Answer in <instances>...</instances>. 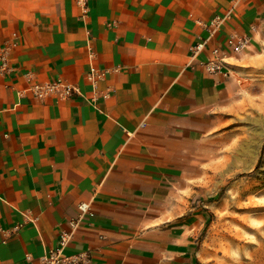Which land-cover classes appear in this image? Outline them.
<instances>
[{"label":"crops","instance_id":"1","mask_svg":"<svg viewBox=\"0 0 264 264\" xmlns=\"http://www.w3.org/2000/svg\"><path fill=\"white\" fill-rule=\"evenodd\" d=\"M224 23L204 51L207 25ZM251 37L221 71L202 63ZM264 33V0H0V264L67 254L92 264H204L200 157ZM92 68L105 72L95 84ZM67 97L39 99L56 81Z\"/></svg>","mask_w":264,"mask_h":264},{"label":"rangeland","instance_id":"2","mask_svg":"<svg viewBox=\"0 0 264 264\" xmlns=\"http://www.w3.org/2000/svg\"><path fill=\"white\" fill-rule=\"evenodd\" d=\"M251 54L238 64L231 107L216 115L214 157H200L204 264H264V33Z\"/></svg>","mask_w":264,"mask_h":264},{"label":"built area","instance_id":"3","mask_svg":"<svg viewBox=\"0 0 264 264\" xmlns=\"http://www.w3.org/2000/svg\"><path fill=\"white\" fill-rule=\"evenodd\" d=\"M224 19L217 17L210 24L207 25L209 31V38L201 41L192 47V57L196 58L204 49L210 40H213L219 33ZM226 49L216 48L212 52V57L203 62L202 65L208 73H216L221 71L223 65L226 63L229 52L241 54L244 53L251 45V37L233 32L228 35L226 39ZM105 72L92 68L87 77L92 83H96L99 79L104 77ZM75 87L59 80L43 86H36L34 92L37 98L44 99L45 97L61 93L62 96L67 97L73 93ZM79 218L71 223V231H64L60 234L59 247L41 258L40 264H92L91 257L86 252L77 254H67L66 249L72 241L76 229L79 227L80 220L86 217H93V211L89 203H81L78 207Z\"/></svg>","mask_w":264,"mask_h":264}]
</instances>
